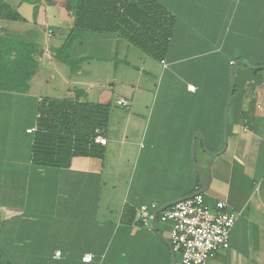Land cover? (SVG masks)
Listing matches in <instances>:
<instances>
[{"label":"crops","instance_id":"crops-1","mask_svg":"<svg viewBox=\"0 0 264 264\" xmlns=\"http://www.w3.org/2000/svg\"><path fill=\"white\" fill-rule=\"evenodd\" d=\"M157 1L177 18L170 57L163 62L136 57L135 47L114 34H84L73 42L70 59L81 60L75 71L69 64L54 61L68 34H54L53 27L67 33L73 21L64 0H37L35 5L22 0L17 6L18 12L26 2L32 6L31 19L21 15L24 24L34 23L36 16V23L45 26L44 34H34L32 28L23 34L6 29L0 34L19 37L38 52L33 56L37 71L28 80L27 90L0 92L4 229L6 245L22 249L25 258L18 262L78 264L89 254L92 259L85 264H172L167 224L156 222L153 229L136 219L123 224L120 218L125 205L135 211L150 203L161 208L201 190L191 158L195 139V162L204 183L201 194L208 203L225 202L226 210L236 215L229 248L206 264H264V83L237 85L234 111L227 113L226 145L223 136L222 146L209 152L203 147L202 134L192 126L196 111L186 89L191 84L185 75L188 67L184 68L188 60L214 52L223 41L234 56L264 55V34H227L231 0ZM90 39L97 42V50L109 46L105 58L83 47ZM117 81L127 89L119 96L106 86ZM42 97L109 106L113 102L119 108L117 101L125 99L129 105L121 107L126 111L121 128L115 132L108 124L102 160L76 157L62 170L40 167L31 160ZM107 181L113 183L108 199L115 186L118 189L115 213L109 203L100 208ZM15 233L22 234L18 245L12 237ZM58 251L60 256L55 258ZM175 259L179 264V254Z\"/></svg>","mask_w":264,"mask_h":264},{"label":"trees","instance_id":"trees-1","mask_svg":"<svg viewBox=\"0 0 264 264\" xmlns=\"http://www.w3.org/2000/svg\"><path fill=\"white\" fill-rule=\"evenodd\" d=\"M231 3L233 13L227 34H264V0H231ZM63 7L73 21L65 43L54 57L69 64L71 71L81 62L70 59L71 43L85 32L117 35L158 62L170 57L177 18L157 0H64ZM0 21L24 23L25 19L16 8L0 0ZM231 51L223 41L219 49L196 55L184 65L188 67L185 75L195 87L193 93L189 92L196 111L192 126L202 134L203 147L209 152L223 144L224 111L231 91L232 66L236 64L235 89L229 107L232 113L237 85L242 81L264 83V69L248 68L264 67V55L239 53L234 56ZM36 53V46L21 42L19 37H0V92L27 90L28 80L37 71L33 57ZM36 114L31 146L33 164L64 170L76 157L103 159L105 147L95 143L94 138L96 131L105 136L110 116L108 104L42 97ZM199 184L197 180V188ZM135 213L134 207L125 205L120 222L134 223ZM4 224L0 220V264H23L14 260L12 248L6 245ZM78 264L85 263L79 261Z\"/></svg>","mask_w":264,"mask_h":264},{"label":"built area","instance_id":"built-area-1","mask_svg":"<svg viewBox=\"0 0 264 264\" xmlns=\"http://www.w3.org/2000/svg\"><path fill=\"white\" fill-rule=\"evenodd\" d=\"M232 64V62L230 63ZM188 92H194L192 84L186 86ZM117 105L127 107L129 102L119 99ZM34 129L28 130L32 132ZM94 142L106 144V138L99 131ZM160 207L155 203L144 204L136 209L135 219L143 226H150L154 213ZM236 220V215L226 210L222 201L208 203L201 193L177 202L156 216V222L167 224L170 227V245L175 254H179V264H206L221 251L229 248L231 228ZM60 252H55L58 258ZM92 256L86 254L82 262L89 263Z\"/></svg>","mask_w":264,"mask_h":264},{"label":"rangeland","instance_id":"rangeland-1","mask_svg":"<svg viewBox=\"0 0 264 264\" xmlns=\"http://www.w3.org/2000/svg\"><path fill=\"white\" fill-rule=\"evenodd\" d=\"M7 3H9L13 8H16L17 9V6L19 4H21L22 0H5ZM25 1H30L32 2L34 5L36 4V1L37 0H25ZM31 4V3H30ZM23 7L20 8L19 10V13L21 15H23L24 17L28 18V19H31V11L32 9H29L31 8L30 5L28 4V2L22 4ZM36 16H35V21L34 23H30V24H24V23H20V22H11V21H0V27L4 28V31L1 30L0 28V34L1 33H4L5 32V29L7 31V33H13V34H23L25 32L26 29H30L32 28V30H34V34H44V30H45V26L42 25V22H39V23H36ZM70 20H73L72 17L70 16ZM31 25V26H29ZM51 25V24H50ZM53 30H54V34H68L69 30L67 33L65 32H61L60 30H58L57 28L53 27ZM32 32V31H31ZM83 34H93L92 36H97L99 34H102V33H95V32H85ZM104 35H109V34H104ZM110 35H113V34H110ZM91 41H89L88 43H85L84 44V48H86L87 50H91L92 52L94 53H97L98 54V57L102 58V57H106V54H108L109 52V46L106 47H103L99 50H97V42H94V40L90 39ZM73 42H78V40H75ZM73 42L71 43V48H72V44ZM97 50V51H96ZM90 52V51H89ZM134 52L136 54V57L137 56H144L145 58H148L149 60H152L148 55L142 53L140 50L134 48ZM57 60L55 57H54V61ZM59 61V60H57ZM138 62L137 58H135V63ZM100 64V63H99ZM139 65V64H137ZM141 66V64H140ZM143 67H146L147 66L143 65ZM109 70L108 72L110 71L111 69V63H109ZM107 72V73H108ZM110 76V74H108ZM105 76H107V74H105ZM135 78H137V75L135 76ZM135 78L133 80H135ZM104 79L106 80L107 77H104ZM104 80V81H105ZM121 80H123V78L121 77ZM130 80V79H129ZM105 83H107L105 81ZM107 87H111L113 93L117 94L118 96L119 95H122L121 93L124 91H126L127 89L125 88H122L123 85H120V83L117 81L114 86L112 84H106ZM131 90H133V87L129 88ZM110 110H111V116H110V120H109V126H111V129H114V131L116 132L118 130V128H121L122 126V118H121V115H125L126 114V111L124 109H121V107H117L115 105V103H111V106H110ZM116 185V184H114ZM111 186H113V183L112 182H105V185L103 186V189H102V197H101V201H100V208L101 210H103L102 208L105 207L106 203H109L110 205V209L113 210V213L117 212L118 211V207H119V198H118V189L117 187L115 186V193L113 194V196L111 197V199H108V194L109 192L112 190ZM4 186L1 184L0 185V189H2ZM4 192L3 191H0V218H2V222H5V214H6V207L4 206ZM34 233V232H31V234ZM22 235V234H21ZM19 234H14L13 239L16 241L17 245L21 243V238ZM35 235H37V232H35ZM14 249V254H15V258L14 260L15 261H21V259L25 258L23 255H22V249L21 247L19 246H16L13 248ZM12 249V250H13ZM10 252H11V248H10Z\"/></svg>","mask_w":264,"mask_h":264},{"label":"water","instance_id":"water-1","mask_svg":"<svg viewBox=\"0 0 264 264\" xmlns=\"http://www.w3.org/2000/svg\"><path fill=\"white\" fill-rule=\"evenodd\" d=\"M239 65H244V63L242 62H238ZM236 68V64L232 66L231 68V71H230V77H231V91H230V94H229V97H228V100H227V104H226V107H225V111H224V145H226V141H227V113H228V109L230 107V103H231V99H232V95H233V91L235 89V83H234V70ZM249 69H259L258 67H248ZM196 136H198L201 141H203L202 137H201V134L200 133H196ZM195 145H196V141L195 139L193 140L192 142V145H191V158L194 162V166H195V169L197 171V174H198V177H199V181H200V186H201V190L197 193H202L203 191V188H204V183H203V178L199 172V169L197 167V164L195 162V156H194V152H195ZM195 194V193H194ZM192 194V195H194ZM191 195V196H192ZM185 199V198H184ZM183 199H180V200H177V201H174V202H171L161 208H159L155 213H154V217H153V220L151 222V227L154 229L155 228V223H156V216L158 213L164 211L165 209L175 205L177 202L181 201ZM169 247H170V250H171V245L169 244ZM172 252V250H171ZM172 264H176V259H175V253L172 252Z\"/></svg>","mask_w":264,"mask_h":264}]
</instances>
